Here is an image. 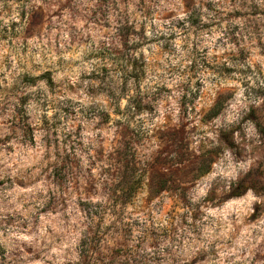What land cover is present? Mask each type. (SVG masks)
Returning a JSON list of instances; mask_svg holds the SVG:
<instances>
[{"label": "rangeland", "instance_id": "obj_1", "mask_svg": "<svg viewBox=\"0 0 264 264\" xmlns=\"http://www.w3.org/2000/svg\"><path fill=\"white\" fill-rule=\"evenodd\" d=\"M87 201L105 264H264V0H0V263L78 264Z\"/></svg>", "mask_w": 264, "mask_h": 264}, {"label": "trees", "instance_id": "obj_2", "mask_svg": "<svg viewBox=\"0 0 264 264\" xmlns=\"http://www.w3.org/2000/svg\"><path fill=\"white\" fill-rule=\"evenodd\" d=\"M219 102L217 101L210 111L213 112V115L218 114ZM132 108L139 110V107L132 103ZM176 133V132H175ZM175 138L178 137L177 133ZM182 138V136H180ZM177 140V139H176ZM67 152V149L64 153ZM71 153L68 152L66 154L59 153L58 162H59V171L56 174L57 183L60 186L65 184V176L71 170H74L77 166L76 163L73 162L71 158ZM121 151H118L117 156L113 157L115 159V164H119L118 172L111 173L108 193H109V204L114 208L115 206L123 203H127L135 194L136 189L134 187L135 184H139L142 182V174L137 167V163L132 162L129 157H124ZM210 159H202L204 162ZM206 172V171H205ZM160 176L166 180L167 175L163 172H159ZM166 190V188H159L157 192ZM240 194V193H238ZM237 194V195H238ZM103 207L99 202L87 201L82 210L85 213L86 218L94 225L92 227H88V231L84 234V238L82 241V247L79 252V261L78 264H105L103 261L102 249H101V236L100 234V220L102 216L99 215L98 208ZM1 264V263H0Z\"/></svg>", "mask_w": 264, "mask_h": 264}]
</instances>
